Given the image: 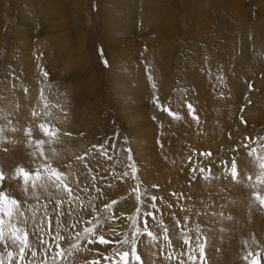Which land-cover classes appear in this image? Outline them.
Listing matches in <instances>:
<instances>
[{
	"label": "bare ground",
	"instance_id": "1",
	"mask_svg": "<svg viewBox=\"0 0 264 264\" xmlns=\"http://www.w3.org/2000/svg\"><path fill=\"white\" fill-rule=\"evenodd\" d=\"M78 1L79 3L87 2V0ZM125 1L129 3L130 0H124V2ZM148 1L150 4V8H148L149 13H145L146 17H144L146 18L147 23L154 22L153 24L155 26L153 28L155 30L152 31L151 34H157V32L162 34L164 28H168L176 21L175 12L172 8L175 4L172 0ZM209 1L211 3V9L209 12L203 11L202 13H204V15H199V19L195 22L192 18L190 19V15L198 13L197 7L203 2V0H177V2L183 4V7H185L187 11L185 16L186 19L192 20V23L189 25L187 36H176V32L169 30L165 36H161V40H157L151 36L149 37L148 35V42H139L138 46H136L137 49L133 48L134 46L132 47V44L129 41L124 43L123 49H125V51L130 49L133 50L134 52L131 53V56L137 58L135 63H133V66L130 64L127 65V59L124 54L122 55V53L118 52L120 51L121 46L119 45H121V42L119 44L118 42L116 43L110 34L109 36L112 40L109 38H107L108 40L106 39L109 42L102 39L109 51L118 54L121 58V61L117 62L116 60V63H113L111 68V74L113 73L114 75V73H116V76L118 74V78L121 81L120 86L123 88L121 93L122 99H120L122 100L123 105L120 106H122L123 109L120 113H122L124 116L123 118L126 119H124V121H127L126 124L132 123V125H136L138 129L137 133L140 136H137L135 132L136 136L132 142L133 150H135L136 157L140 160L141 165L144 162V166L142 167V178L149 184L147 193H154V196L157 198V201L155 202L156 209L154 212L159 216L161 215V217L155 218V213L148 211L147 206L145 207L147 213L153 214L149 216L147 215V228L148 230L153 229L154 234L157 237L153 240L145 235L146 232L142 234L143 226L139 223L142 215L139 214L137 217H132L136 221L135 224L125 217L127 214H134L133 211L137 205L131 207L129 205L131 198L123 203L120 201L122 199L121 197L119 202L113 204V208L120 213L118 220L117 217L112 218L111 220L105 219L108 215L107 209L101 210L102 217H99L102 218L103 224L102 226L95 227L97 229H104H101V231H103L101 235L105 238L115 235L112 238L117 241L118 239L123 238V235H121L123 230L116 229V227H123L124 230L128 227V229H130L128 239L136 240V249L140 254L142 264H180L182 259L186 261V264H192V262L187 261V255H184L183 257L180 256V253L186 254L190 251V248L183 244L185 237L191 238L193 246L198 243L197 237H200L201 239L205 237L207 238L208 243L205 246V256L201 261L199 254H197L198 258L196 264H251V259L257 256L259 257L261 264H264L263 209L260 206L259 200L251 196L257 186L252 177V173L254 176L256 175L254 159L245 153L238 157L241 173L236 180L231 178V167L226 173H222L218 166L210 168L211 171L206 169L203 172H199L198 167V164L202 160L207 163H217L219 160H222L225 153L219 148L225 146L231 141L225 136L226 133L231 131L233 139V137L239 136L238 132H234L235 128L238 126L240 129H243L237 121L236 115L238 107L244 102L242 99L245 90L242 86L244 85L242 83L241 86L238 82L233 84L232 81L234 75L230 72H228L226 79L222 80L218 72L214 71V67L208 69L210 68L208 64L210 65L209 62L211 61V54H209L210 49L213 51L218 47L216 52H225L227 57H229L226 65L224 64L225 66L223 70L225 69V71H228L227 66L232 61L231 58L233 57L234 59L242 58L244 60L246 58L249 68V70L246 68V72L248 73L249 79L257 77L258 73L262 72L264 74V61L261 58L262 53L257 52V54H255L254 52H249L250 49H248V40L255 41L256 37L249 35L239 49L235 43L237 38H231L227 43L222 45L223 47H219L220 43L216 44V42H218L216 32L224 30L222 33H228L231 30H242L240 34L242 33L246 37L248 35L247 31H249L250 34L255 33L260 41H264V18H260L256 20V22H249L247 21L249 18L248 10L243 9L241 6L238 7L239 5H237L235 0H226V8H233L229 13L232 14L234 18L233 21L235 22L231 21L230 23L226 22L225 24H220L219 18L222 17V15L219 14L221 0ZM18 2L19 0H14L13 4L16 5ZM115 2L116 0H96L97 10L99 13L101 12L102 16L103 9H107L104 13L105 20H107V26L103 28V33H105V31L113 32V26L122 27L124 32L127 30L131 31L128 24H123L124 17L117 16L118 11H115V7H111ZM135 2L136 7L133 14L135 13L136 16L135 11H138V0ZM232 3L235 4V8L232 6ZM48 5L49 0H30V3L27 5L29 8L28 12L26 15H23V19L20 18V22L29 19L30 15L33 22L38 20L39 24L44 23L46 19L44 16L47 13L46 10L49 9ZM205 8L207 7L205 6ZM261 8L264 9V5ZM129 12L132 11L129 10ZM259 13L264 17V10ZM209 19L213 21V24H207ZM108 20L110 21L108 22ZM147 23L143 26L144 30L150 26H147ZM169 23L170 25H167ZM254 25H256V27ZM128 33H132V31L125 33L126 36ZM190 33H193L194 35H190ZM111 34H114V32ZM176 38L180 41L185 40L186 42V50L182 52L183 55H186L187 52H191L186 55L187 57L183 60L180 59L179 62L181 65H179V67L182 72V82L189 86L187 93H192L193 89L198 91L197 99L200 100L201 105L199 106L196 104L193 106L195 109L194 114H200L198 120L189 117L194 114L185 105V98L181 96V93L184 92L183 90L182 92L178 91L176 93L175 100L171 105L174 108L181 109L182 116L180 118H173L166 115V113H168L166 105H170L167 98L171 95L173 86H171V83L165 76L170 75L172 72V58L170 51ZM165 52L168 53L167 57L161 60L158 59L157 56L163 57ZM133 53L135 54L133 55ZM144 60L148 62L149 65L148 73L145 71L146 65L143 63ZM151 60H153V62L157 61V64H152ZM200 60L203 61V64L208 63V67L203 65L204 69L201 70L200 68L198 69L199 66H193ZM134 64L139 66H134ZM238 65L239 67H242L240 62H238ZM131 67L136 70H131ZM223 81H229V88L227 89V92L229 93L224 99L218 96L219 93L222 92L221 87ZM242 81L243 79L240 80V82ZM11 83L12 81H7L4 88V96L0 98L3 112H10L16 102L23 101H25V103L21 107V111L26 112L27 107L29 106H26L28 103L27 93L30 94L29 91L27 92L24 84L18 81L16 89L12 88ZM255 83L256 85H260L261 89H264L263 76L258 78ZM224 84L226 85V83ZM116 87L117 86H113L114 90H116ZM116 91L118 92V90ZM158 94H160L159 97L157 96ZM163 95L167 98L162 97ZM252 95H255V93H252ZM32 100L31 103H33ZM82 102V106L80 101L76 107L69 108L66 112L63 109H59V116L61 117L62 115V117L60 121L61 127L57 132V145L63 154L59 160L60 163L64 164L66 162L67 164L68 160L72 159L74 155L81 154L87 144L84 143V141L91 138L89 135L90 133L87 130V127L90 126L88 123V120L90 119L89 107L87 102L84 100ZM161 107L163 109L162 112L160 111ZM151 115L154 116V118ZM150 117L153 119L151 122L149 121ZM249 118L250 117H248V119ZM260 121L264 123V113ZM128 127L130 126H127V129L130 130L132 128L134 130L133 126L130 128ZM14 134L15 133L11 129H4L0 134L7 137V139L3 141L0 140V160L3 163L2 167L7 173L6 177L8 174L13 175L12 182H9L6 179L3 182V188L0 190L11 194L15 199L21 201L20 209L23 212L24 217L27 218V224L25 227L32 229L35 226V219L38 218L32 210L37 209L38 212L42 210V206L39 205L37 201L39 200V197L42 194L47 195L46 202L54 203L59 197H62V195L67 192L63 189L55 191V188L53 189L51 187V183H47L45 188L39 186L33 188L31 181L29 180V183L26 186L28 191L23 193L25 187L23 177H16L14 169L21 166L25 169H38L41 167L40 163H43V159H40L42 155L39 156V151L37 154L34 152V141L33 143H30V146L24 144L26 142L25 136H27L25 133H23V137H21V135L16 141H13L15 139H12L13 137L15 138ZM80 134L82 135L79 136ZM46 143L48 144L49 142ZM5 147L7 151H5ZM210 148L214 151V156L212 158L205 159V156H199L191 163L187 162L189 155H191L194 149L201 151ZM92 156L93 158L91 157L90 160L94 165L93 171L97 170V167H103L102 174H97L99 176L105 175L106 164L101 159V154H92ZM78 168L79 163H76L75 166L71 165L69 169L76 174V172L79 171ZM193 169L196 171L193 172ZM121 171L122 169H118L117 173H120ZM70 176L69 172L67 174L65 173L66 180ZM241 176L245 178L244 185L238 183ZM247 176H251L252 179L248 180ZM113 181L117 180L115 179ZM41 183L43 182H40V184ZM44 183H46V181H44ZM154 185H159L160 188L155 189L153 188ZM252 185H255V187H252ZM118 186L121 193L124 194L129 189V181H126L123 184H118ZM173 190L179 193L178 197L173 198L170 196L169 192ZM113 194V196H116L117 192ZM111 200L112 199L107 200V202H103L102 204H112ZM36 201L37 206L33 205ZM93 207V204H91V206L89 205L87 212H91ZM129 208L131 210L126 211ZM125 211L124 218L121 219L120 217L123 215L121 212ZM229 216L231 219H227ZM97 223L95 222V224ZM161 223H166L165 226L170 236V243L168 244L162 239L163 234H161V232L163 229L160 228ZM179 223H182V228H185L183 232L178 230L177 225ZM131 225H133L132 228H130ZM133 228L135 230L139 228L141 230L140 234L136 235V232L132 233L134 230ZM222 229L223 231H221ZM91 247L100 248L99 251H97L98 253L104 252L102 249H105V246L100 245H94ZM106 247L109 251L112 246L108 245ZM124 247L130 248L128 245H124L123 247L118 245L117 249L124 251V249H122ZM169 253L172 254L174 259H165ZM96 255V253L92 256L86 253L74 257L64 264H73L84 258L95 257ZM244 257L249 258L245 260ZM115 258H118V256ZM37 259L38 261L44 260L42 254H39ZM97 261L101 264L105 260L104 258H101ZM47 264H49V262H47ZM108 264H113L112 258L108 260ZM138 264L140 263L138 262Z\"/></svg>",
	"mask_w": 264,
	"mask_h": 264
},
{
	"label": "rangeland",
	"instance_id": "2",
	"mask_svg": "<svg viewBox=\"0 0 264 264\" xmlns=\"http://www.w3.org/2000/svg\"><path fill=\"white\" fill-rule=\"evenodd\" d=\"M122 1L116 0V2L112 4L111 7L116 8L115 11H118L117 16L119 15L121 17H124L123 24L129 25L132 33H128L127 36L125 33L131 31L127 30L126 32H124L122 27L119 26H113L114 34H111L113 33L112 31H105V33H103V28L107 26V20H105L104 16V13L107 9H103L102 16L101 12L99 13V11L97 10L96 0H87L88 3H79L78 0H49V9L46 10L47 13L44 16V18L46 19L42 24H39L38 20H36V22H33V20H31L30 18V15L29 19H25L20 22V18L23 19V15H26L28 12L29 8L27 5L30 3V0H19L18 4L16 5L13 4L14 0H0V98L4 96V88L7 81L9 80L12 81L11 84L13 89L17 88L18 81L24 84L27 92L29 91L30 93H27L28 103L26 104V106H29L27 107L26 112L21 111V107L24 105L25 101L16 102L11 111L8 113L7 111L6 113L3 112L2 103H0V127H2L3 130L16 129V132L13 131L15 133V138L12 136V139H15L13 141H16V139L18 140L21 135V137H23V133L26 134L28 129L31 128L32 135L28 136L26 134V142L24 144L30 146V143H33L34 141L33 147H35L34 152H36V154L38 153V151V154H40V148L36 145V141L44 140L45 143L49 142L48 144L44 143V154L42 156L39 155L41 156L40 159H43V163H40L41 167H39L42 170V173V165L47 164L53 168L58 169L64 174H67L69 172V174L71 175L66 180V183H68L69 187L73 189L72 197H69L66 193L62 195V197H59L56 202L47 203V195L42 194L39 197V200H37L38 204L42 206V210L40 212H38L37 209L32 210V212L35 213L36 217L38 218L35 217V226L32 229H29L28 227L27 230L29 232L30 241L36 242L37 257L39 256V254H42L44 260L45 256L43 249L46 247L49 253H55L56 251H58V249L55 247L56 244H59L65 250L69 249L67 254L63 258L62 264L70 261L74 257L84 255L86 253L90 254L91 256L95 253L97 255L95 257L84 258L83 260H80L73 264H85V262L99 260L101 258H105V256L109 257L110 259L113 258L114 254L117 253V250H120L117 249V246L120 245L118 241L126 238L128 239V234L130 232V229H128V227H126L125 230L123 227H116V229L123 230L121 232L123 238L118 239V241L112 238L115 235L105 238L112 241V243L108 244L109 246H112L109 251L106 247L108 245L90 243L83 234L84 229L87 227H94L97 236L102 234V228L97 229L96 227L100 226V224L97 222L102 221L101 210H105V206L111 204H102L103 202H107V200L112 199L111 202H113L114 200L116 202H119L122 197L120 201L124 203L127 199L131 198L129 205L131 207L137 205V207L133 211L134 214L130 213L125 215L126 211L131 210L129 208L125 212H121L123 213V215L120 218L123 219L125 215L128 220H131L133 222V220L135 219L132 217H137L139 214L142 215V217L139 216V223H141V225L143 226L142 234L145 233V219L147 220L148 224L149 216L146 215L147 211L145 207L147 206V210L152 212H154V210L156 209L155 202L157 201V198L155 201L151 199V197L154 196V193H147L149 184L142 178V167L144 166V162L141 165L140 160L136 157L135 150H133L134 148L132 142L134 140V137L136 135L140 136L137 133L138 129L136 125H132V123H128L129 125L126 124L127 121H124L125 118H123V114L120 113L123 109L122 100H120L122 99L121 93L123 88L120 86L121 81L118 78V74L117 76L116 73H114V75L113 73L111 74V68L112 64L116 63V60L117 62H120L121 58L118 54H114L113 52L109 51L104 41L109 42L107 41V38H109L110 40L114 38L113 40L116 43L118 42L119 44L121 42V45H119L121 46V52H118L122 53V55L124 54L127 60L129 59L128 61L126 60L127 65L130 64L133 66V63H135L137 58H135V56H131V53L134 52L133 50L130 49L125 51V49H123L124 43H127L129 41L132 44V47L134 46L133 48L137 49L136 46H138L139 42H148V38L150 36L157 40H161V38L165 36L169 30L176 32V36H187L189 25L192 23V20L186 19L185 16L187 14V11L185 7H183V4L177 2V0H172V2L175 4L174 6H172L176 16L175 23L168 28H164L162 34H160L159 32H157V34H151V32L155 30L153 28L155 26L153 24L154 22L147 23V20L145 18V13H149V1L138 0V11H135L136 16L135 13L133 14V11L136 7V0H128L129 3H127V1L124 2V0ZM225 1L226 0H221L220 3L221 5L219 14L222 15V17L219 18L220 24H225L226 22L230 23L231 21L235 22L233 21L234 18L232 14L229 13L233 8L227 9ZM235 2L237 3V5H239L238 7L241 6L243 9L248 10L249 18L247 21L256 22V20L264 18L259 13L264 10L261 8L264 5V0H235ZM205 6L207 8H205ZM232 6L235 8L234 3H232ZM210 9V1L203 0V2H201L197 7L198 13L190 15V19L192 18L193 21L195 20V22H197V19H199V15H204V13L202 12H209ZM129 10H131L132 12H129ZM109 21L110 20H108V22ZM145 23H147V26H150L149 28L144 30L143 26ZM207 24L211 25L213 24V21L209 19ZM167 25H170V23ZM254 26L256 27V25ZM241 31L231 30L228 33H222L224 32V30H221L220 32H216V36L218 37V42H216V44L220 43L219 47H223L222 45L227 43L231 38H237L235 40V43L237 44L239 49L241 48L244 40L249 35H251L253 37H256V40H248V49H250L249 52H254L255 54H257V52L262 53L261 58L264 61V41H260L255 33L250 34L249 31H247L248 35L245 37L242 33L240 34ZM109 34L110 36L112 35V38L109 36ZM192 34L193 33H190V35ZM102 39L105 40L103 41ZM217 48H215V50L213 51L212 49H210V65L207 62L206 63L210 67L208 69H212L211 67H214V71L218 72L222 80H225L228 72H230L232 75H234L232 81L233 84H235V82H238L240 85L243 83L244 86H241L245 89L242 96L244 102L241 103L238 107L236 115V119L243 129H240L237 126L234 132H238L239 136L233 137V139L231 131H228L225 136L231 141H229V143L225 146L219 148L222 152L225 153L222 160H219L217 163H207L203 160L200 161V163L198 164L199 172H203L206 169L218 166L222 173H226L231 167L230 161L233 158H236L240 175L241 170L238 157L242 156L243 153L251 156L254 159V167L256 170V175L254 176L252 173V177L255 184L257 185L256 190L252 192L251 196L259 200L260 206L263 209L264 217V204H261L260 199L257 197V193H259L260 197H264V182H262L264 181V169L260 168V163L262 160H264V139H261L264 138V123L260 121L264 113V89H261V86L256 85L255 83L258 78H261L262 76L264 77V74L261 72L258 73L257 77L249 79L248 73L246 72V68H248L246 58L244 60L242 58L234 59L232 57V61L227 66L228 71H225V69L223 70L224 66L229 60V57H227L225 52H216ZM184 50H186L185 40L180 41L178 40V38H176L170 51V55L172 58V72L170 75L165 76L166 79L171 83V86H173V90L168 98L165 95H163L162 97L167 98V101L170 104L166 105V107L168 108V113H166V115L173 118H180L182 116L181 109H177L171 106L178 91H184L181 93V96L185 98V105L187 107L189 104H191L192 106H195L196 104H198L199 106L201 105L200 100L197 99L198 91L193 89L192 93H187V89L189 88V86L188 84L182 82V72L179 67L181 63L179 61L180 59L183 60L185 57H187L186 55L191 53L187 52L186 55H183L182 52ZM134 54L135 53H133V55ZM167 55L168 53L165 52L163 57H157L161 60L163 58H166ZM105 60L107 61V65L104 63ZM198 62L193 66H199L198 69L200 68L201 70L204 69V66H207V64H203L202 60ZM238 62H240V65H242V67H239ZM143 63L146 65L145 71L146 73H148V62L144 60ZM151 63L157 64V61L153 62V60H151ZM134 66L139 65L134 64ZM133 69L136 70L135 68L131 67V70ZM45 72L48 75H44ZM241 79H243L242 82H240ZM228 82L229 81H223V85L221 87L222 92H220L218 95L223 99L229 93L227 92V89L229 88ZM224 83H226V85ZM112 85L117 86L116 90H118V92L114 90ZM29 88L33 90L31 91ZM252 93H255V95H252ZM157 96L159 97L160 94H158ZM31 100L33 101V103H31ZM83 100L87 102L89 107L90 119L88 120V123L90 126L87 127V130L89 131V135L91 138L87 141H84V143L87 144L81 154L74 155L72 159L68 160L67 164L66 162L64 164L60 163L59 160L63 154L59 150L57 145V135L53 137L46 136L44 132L39 128V125L46 124L54 131L58 130L61 127L60 121L62 117V115L61 117L59 116L58 112H60L61 109L66 112L69 110V108L76 107L80 103V101L82 103V106ZM33 110L39 112L40 115L35 117L32 116L31 113ZM162 110L163 109L161 107L160 111L162 112ZM152 117L154 118V116ZM189 117L197 120L195 117L200 118V114H194ZM248 117L250 118L248 119ZM152 120L153 119L150 117L149 121L151 122ZM127 126H133L134 130L132 128L130 130L127 129ZM1 132L2 131H0V134ZM81 135L82 134H80L79 136ZM249 137H251V140L248 139ZM5 139H7V137L0 135L1 141ZM94 145H104V149H98L94 147ZM4 149H6V147ZM202 153H211L212 155H202ZM92 154H101V159L106 164L105 175H98L102 174L103 167H97V170L93 171L94 165L90 160L91 157L93 158ZM199 156H205V159H209L214 156V151L211 148L203 149L201 151H199L198 149H194L191 155H189L187 162L191 163L195 158ZM45 157H47V159H45ZM80 157H83V159H79ZM129 157H131V159H129ZM0 162V168L4 170V168L2 167L3 163L1 160ZM225 162L229 163L226 164ZM76 163H79L78 170L80 172L77 171L79 173L76 172L75 174V172L70 171L69 168L71 167V165L75 166ZM133 163L137 168L135 176H133L132 169L130 167V165ZM118 169H122V171L120 173H117ZM202 169L203 171H201ZM27 170L35 172L36 169L29 168ZM125 173H128V175H125ZM115 179L117 181H113ZM44 181L46 180L41 179L39 181H36V183H39L37 184V186L40 185V182L44 183ZM77 181H79V183H77ZM126 181H129V189L124 194H122L118 184H123ZM51 187L53 189L55 188V191L60 190L56 187ZM153 188L159 189L160 186L154 185ZM115 192H117V194L116 196H113V193ZM169 194L173 198L179 196V193L175 190L169 192ZM137 195H139L140 197L139 200H137ZM37 201L33 205L37 206ZM91 204H93L94 207L91 212H87V208L89 205L91 206ZM153 204L155 205V207H153ZM53 209H55V211H53ZM154 213L155 218L161 217V215L159 216L156 212ZM119 215L120 213L113 208L112 218L117 217L118 220ZM49 217L52 218L51 231L47 226V220ZM5 219L7 220V217H5ZM41 221H44V223L41 224ZM95 222L98 224V226L97 224H95ZM58 225L59 234L60 236L64 237L63 240L56 239V230ZM165 225L166 223L160 224V228L163 229L161 232V234H163V240H165V236L169 237L170 239L168 230ZM19 226L25 227L26 225L21 224ZM132 226L133 225H131L130 228H132ZM177 227L180 232H183L185 230V228H182V223H179ZM38 228H41L43 230L37 232L33 231L34 229ZM150 231L154 233L153 229ZM133 232L135 233L136 230L134 229L132 233ZM78 234L81 235V240L77 242L76 236ZM135 234L138 235L137 232ZM5 235L7 237V230L5 231ZM145 235L147 236V234ZM37 236H39L42 240L49 241L50 243L47 245L41 244L39 241H37ZM69 237H71V239H69ZM74 243H78L81 249H91V251L73 250L72 245ZM168 243L169 242H167V244ZM7 244V241L0 242V252H5L6 250L15 251L14 248L8 247ZM94 245L105 246V249H102L104 252L98 253L97 251H99L100 248H92L91 246ZM122 249H124V251H130V248L128 247H124ZM30 253L31 249L29 250L27 259L38 262L37 257H32ZM137 254L140 256L138 251ZM117 256L118 255H116V257ZM108 260H105L101 264H108ZM47 262H49V264H52V260L50 258L47 259ZM138 262L141 264L140 261H134V258H132V264H138ZM13 264H20V262L18 260H14ZM57 264H61V261H59V259L57 261Z\"/></svg>",
	"mask_w": 264,
	"mask_h": 264
},
{
	"label": "snow or ice",
	"instance_id": "3",
	"mask_svg": "<svg viewBox=\"0 0 264 264\" xmlns=\"http://www.w3.org/2000/svg\"><path fill=\"white\" fill-rule=\"evenodd\" d=\"M104 63L107 65V61L105 60ZM44 75H48L46 72L44 73ZM189 110L194 114L195 113V109L193 108V106L191 104L188 105ZM32 116H39L40 113L33 110L31 113ZM197 120L199 119L198 117H195ZM39 128L44 132V134L46 136L49 137H53L57 135L58 130H53L51 127L47 126L46 124H40ZM16 129H13V131H15ZM0 131H3V128L0 127ZM28 136L32 135V129H28L27 133ZM70 135V134H69ZM249 140H251V137L248 138ZM264 139V138H261ZM45 141L44 140H38L36 141V145L40 148V155H43V145H44ZM94 147L98 148V149H104V145H94ZM246 147V146H245ZM5 151H7V149H5ZM130 151V149H129ZM202 155H208L211 156V153H207V154H203ZM45 159H47V157H45ZM79 159H83V157H80ZM129 159H131V157H129ZM226 164L229 162H225ZM231 164V178L233 180L237 179V176L239 175V171H238V165L236 162V158H233L230 161ZM131 169H132V173L133 176H135V173L137 171V168L135 166V164H131L130 165ZM260 168L264 169V160L261 161L260 163ZM42 169H43V173L41 169H36L35 172H31L27 169H25L24 167H16L14 169L15 172V176L16 177H23V181H24V189H23V193H26L28 191L27 189V185L29 183V180L31 179L32 181V187L35 188L37 187V183L36 181H39L41 179H45L46 183H41L39 185V187L41 188H45L47 183H51L53 187H56L58 189H63L65 192H67L69 197H72V193H73V189L71 187H69L68 183H66V177L65 174L61 171H59L56 168L51 167L50 165L44 164L42 165ZM196 170L193 169V172H195ZM203 171V169L201 170ZM209 171H211V169H209ZM125 175H128V173H125ZM8 180L9 182H12L13 180V175L12 174H8L6 177V173L5 171L0 168V189L3 188V182L5 180ZM248 180H251L252 177L251 176H247ZM264 182V181H262ZM18 183V181H17ZM77 183H79V181H77ZM238 183L241 185L245 184V178L243 176H241V178L238 180ZM252 187H255V185H252ZM22 193V194H23ZM175 195V194H173ZM257 197L260 199L261 204H264V197H260L259 193H257ZM140 197L139 195H137V200H139ZM151 199L153 201L156 200V197L153 196L151 197ZM116 201H113L112 204H108L106 205V209H107V213L108 215L105 217V219L107 220H111L112 219V208H113V204H115ZM20 204L21 201L15 199L11 194L0 190V242H5L7 241L8 247H12L15 249V251H10V250H6L5 252H0V264H13L14 260H18L20 262V264H47V259L50 258L52 260V264H57V261L59 259V261H61V264L63 262V258L64 256L67 254L68 250L63 249L59 244H56L55 247L58 249V251H56L55 253H49L48 249L45 247L43 249L44 252V256H45V260L43 261H38V262H34L32 260H28L27 256L29 255V250L31 249V256L32 257H37V251H36V242L34 241H30V237H29V232L27 230L26 227H21L19 225L27 224V218L24 217L23 212L20 209ZM58 206H59V202H58ZM153 207H155V205L153 204ZM53 211H55V209H53ZM146 215H153L152 213H147ZM5 217H7V220L5 219ZM227 219H231V217H227ZM44 221H41V224H43ZM98 223L102 226L103 221H98ZM136 221L133 220V224H135ZM145 228L144 231L146 232L147 236L152 238L153 240H155L157 237L155 236V234L148 230L147 228V220L145 219ZM47 226L49 228V230L51 231L52 228V218L49 217L47 220ZM7 230V237L5 235V231ZM43 229L38 228V229H34V232L37 231H42ZM140 229L137 228L136 232L137 234H140ZM166 231V229H165ZM223 231V229L221 230ZM84 237L87 238L89 240L90 243H99V244H103V245H108L110 243H112V241L105 239V237L103 235H96V231L94 227H87L84 229ZM56 239L58 240H63L64 237L60 236L59 234V225L57 227L56 230ZM69 239H71V237H69ZM165 242H169L170 243V239L169 237L165 236ZM81 240V235H77L76 236V241H80ZM37 241H39L41 244L43 245H47L50 242L46 241V240H42L39 236H37ZM197 241L198 243L195 244V246H193V242L191 240L190 237H185L183 240V244L188 246L190 248V251L188 253H180V256L183 257L184 255H187V261L192 262V264H196L197 261V254H199V257L201 258V261L203 260V257L205 256V246L208 243L207 238H203L201 239L200 237H197ZM118 243L123 247L124 245H128L130 247V251H120L117 250V253L114 254V258L113 259V264H132V259L130 258H134V261H141V257L137 254V249H136V240L135 239H123L121 241H118ZM72 249L76 250V251H91V249H81L78 245V243H74L72 245ZM116 255H118V258H115ZM6 256V259H5ZM249 257H244L245 260H247ZM105 260L110 259L109 257L105 256L104 258ZM165 259L168 260H172L174 259V257L172 256L171 253L168 254L167 257H165ZM85 264H99V261L97 260H92L90 262H85ZM142 264V261H141ZM180 264H186V261H184L183 259L180 261ZM251 264H261V261L259 259V257H253L251 259Z\"/></svg>",
	"mask_w": 264,
	"mask_h": 264
}]
</instances>
